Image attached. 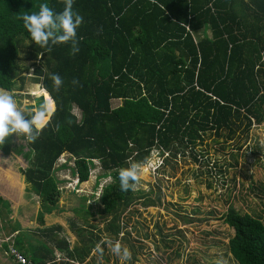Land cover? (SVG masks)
I'll return each instance as SVG.
<instances>
[{"label": "trees", "instance_id": "obj_1", "mask_svg": "<svg viewBox=\"0 0 264 264\" xmlns=\"http://www.w3.org/2000/svg\"><path fill=\"white\" fill-rule=\"evenodd\" d=\"M42 3L57 13L64 8L62 0H0V88L19 92L26 81L39 85L43 91L35 107L46 101L51 109L34 142L16 134L26 156L22 197L37 198L38 211L44 208L43 214L37 211L40 227L46 208L60 198L54 173L66 165L53 166L62 154L72 160L78 183L87 181L93 161L99 178L109 177L99 194L104 206L99 213L107 221L100 232L115 239L120 214L138 194L120 191L118 170L128 161L155 152L163 163L164 154L173 150V157L187 149L202 160L204 152L194 148L206 137L225 144L264 122V0H74L73 11L83 17L75 55L70 42L26 45L30 37L18 16L38 12ZM22 52L31 62L29 79L15 72L28 70L17 64ZM52 74L63 80L59 91ZM113 99L119 105L111 108ZM13 136L5 140L7 147ZM9 204L0 197L6 213ZM222 221L232 230L227 247L235 263L264 264V222L231 206ZM66 223L70 231L75 227ZM52 231L64 228L54 224L41 230L45 237ZM80 232H74L78 248L69 250L66 237L53 242V249L77 264L95 246ZM49 251L45 242L41 254L29 250L28 259L53 261Z\"/></svg>", "mask_w": 264, "mask_h": 264}, {"label": "rangeland", "instance_id": "obj_2", "mask_svg": "<svg viewBox=\"0 0 264 264\" xmlns=\"http://www.w3.org/2000/svg\"><path fill=\"white\" fill-rule=\"evenodd\" d=\"M18 58L17 64L28 70L20 74L18 70L15 72L29 79L31 62L27 61V55L23 52L19 53ZM41 91L26 81L20 93L15 94L17 98L27 101L28 105L33 100L40 104L36 96ZM117 105L119 100L110 101L111 108ZM72 113L78 116L75 108ZM18 144L7 147L4 143L6 152L14 156L8 157L3 151L1 156H7L10 160L26 158L23 155V143L19 141ZM194 149L204 152L202 160L188 149L183 153H175L173 157L171 150L168 156L164 154L166 162L163 163L155 152L150 154L152 163L140 177L135 190L138 194L134 193L135 200L119 216L120 231L115 239L100 232L107 221L99 213V210H104L99 194L100 188L110 182L109 177L99 178L102 173L94 162L87 181L78 183L76 176L71 173L72 161L67 154H62L53 166L66 165V169L54 173L58 180L56 186L60 198L57 208L47 207L46 211L50 216L59 213L57 209L76 208L73 212L71 210L70 217L61 220L64 232L52 231L51 236L55 239H76L74 232L80 229L78 236L89 238L95 246L102 241L119 240L122 246L132 252V259L122 262L105 243L101 245L104 249L102 256L94 253V246L82 264H217L218 261H222V264H236L227 247L232 230L223 223L222 217L227 207L231 206L241 213L257 215L264 222V122L252 125L247 134L240 133L233 141L225 144L221 139L213 144L212 138L206 137ZM7 157L2 163L10 161ZM250 187L257 192L250 191ZM3 207L7 209V206ZM30 209L26 211L34 219V205L33 213H30ZM43 213L44 208L39 209L38 215ZM44 218L47 221L51 217ZM27 221L20 219L21 223ZM68 221H73L75 226L71 231L64 226ZM13 223L20 228L17 221ZM21 236L23 234L20 233L17 238ZM28 245L41 254L45 242L33 238ZM71 246L77 247L75 243ZM49 253L53 255L55 263L67 262L62 253L56 256L54 251ZM0 264L13 263L0 253Z\"/></svg>", "mask_w": 264, "mask_h": 264}, {"label": "clouds", "instance_id": "obj_3", "mask_svg": "<svg viewBox=\"0 0 264 264\" xmlns=\"http://www.w3.org/2000/svg\"><path fill=\"white\" fill-rule=\"evenodd\" d=\"M64 8L61 12H55L48 3H42L38 12L28 13L18 16L23 21V27L27 30L30 39L25 41L26 45L34 42L41 48L51 45L71 43V55L79 51L77 29L83 21V17L73 11L74 0H62ZM49 50H51L49 48ZM54 88L59 91L63 80L58 74H52ZM78 83V81H73ZM51 116V109L45 101L39 107L29 110L28 102L17 98L14 91L0 88V143L12 134L24 135L27 140L34 142L41 130L46 126ZM57 130L58 127H57ZM159 158V157H158ZM72 161V160H71ZM152 163L151 157H146L143 161H128V167L118 170L120 191H135L141 175ZM107 244L110 251L122 262L132 259L131 250L122 246L119 240L102 241L97 243L94 253L103 255L102 244ZM217 264H222L218 261Z\"/></svg>", "mask_w": 264, "mask_h": 264}, {"label": "crops", "instance_id": "obj_4", "mask_svg": "<svg viewBox=\"0 0 264 264\" xmlns=\"http://www.w3.org/2000/svg\"><path fill=\"white\" fill-rule=\"evenodd\" d=\"M36 86L38 87V89H40L39 85H36ZM15 93H20V91L19 92L16 91ZM35 103H36V100L35 101L33 100L32 104L28 105V107L32 106V108L35 109L36 108ZM13 138H12L13 139L12 144L9 145L11 147H15L14 145L18 144L19 142L16 134H14ZM2 151L3 150L0 149V197L3 200L9 202L10 204L8 206L9 208L8 213H6L4 208L0 209V253H2V255L6 257L4 255V251L8 245H12L15 249H16V245L17 246L20 245L21 247L18 251L29 261L28 259L29 254H30L29 250H33L34 252H36V254H38V251H36L37 250L36 248H33L31 245H28L29 240L35 238V239H39L41 242H46L47 247H50V249L54 251L55 253L54 255L56 256L60 252H58L56 249H53V244H54L53 242L59 239H55L52 236L45 237L42 234L41 230L43 228H48V225L57 224L61 226V220L64 218L70 217L72 215L73 209L76 207L71 208L69 210L57 209L60 211L59 213H56L57 215L55 213L50 214V216L49 214L43 215V219H45V223L43 226L40 227L39 224H37L36 222V215L38 211L37 198H32V196L29 198L22 197L24 193L23 191L24 189L23 181L24 180L22 178V175L20 174V170H22L25 167L26 163L21 157L20 158L17 157L15 158V160H10L8 157L14 156V154L11 152H6V150H4L3 152H6L5 154H7L8 157L7 156L2 157L1 156L3 154ZM6 157H7V160H10V161L2 163L3 161H6ZM59 166H61V164ZM58 201L56 203V208H57ZM33 205H34V216H35L34 219L32 218V216H29V214L26 211V209L31 208L30 213H33ZM44 217H51V218L49 220L47 219L46 221V218ZM20 219L28 220V221L26 223H23V222L21 223ZM13 221H17V223H19L20 225V228L15 227ZM20 233L23 234V236L17 238L20 235ZM66 240L70 244L68 248L70 250L71 245L74 243L75 239L71 238L69 240V237H68L66 238ZM23 250L26 251V253H24ZM63 261H65V259ZM66 261L69 263H75L68 259ZM52 263H55V260L45 262L44 264H52Z\"/></svg>", "mask_w": 264, "mask_h": 264}, {"label": "built area", "instance_id": "obj_5", "mask_svg": "<svg viewBox=\"0 0 264 264\" xmlns=\"http://www.w3.org/2000/svg\"><path fill=\"white\" fill-rule=\"evenodd\" d=\"M95 161H93L94 163ZM97 164V162H95ZM4 255L14 264H31L18 250L12 245H8L4 251Z\"/></svg>", "mask_w": 264, "mask_h": 264}]
</instances>
